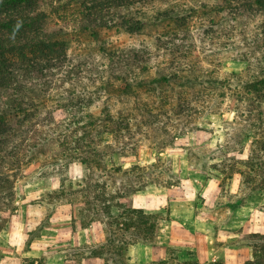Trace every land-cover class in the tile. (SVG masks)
Returning a JSON list of instances; mask_svg holds the SVG:
<instances>
[{"label": "rangeland", "instance_id": "obj_1", "mask_svg": "<svg viewBox=\"0 0 264 264\" xmlns=\"http://www.w3.org/2000/svg\"><path fill=\"white\" fill-rule=\"evenodd\" d=\"M3 1L0 231L93 222L56 264H264V0Z\"/></svg>", "mask_w": 264, "mask_h": 264}, {"label": "crops", "instance_id": "obj_2", "mask_svg": "<svg viewBox=\"0 0 264 264\" xmlns=\"http://www.w3.org/2000/svg\"><path fill=\"white\" fill-rule=\"evenodd\" d=\"M139 208L149 207L142 205ZM15 225L11 223L6 229L0 231V264H56L55 261L50 260L52 253H58V251L62 253L61 248L69 251L70 247L75 246L76 239L80 240L82 237L86 238L85 243L92 244L98 232H95L97 227L93 222L85 227L75 226L74 229L73 223L66 216L60 221H49L45 226L41 221H23L19 226ZM80 232H84L85 235ZM163 243L171 244V237L166 236ZM238 248L233 247L229 255L227 250H222L220 254L219 251L214 250L215 252L211 253V257H207L206 260L223 264H245L255 260L251 248H245L243 251H239ZM151 249H153L152 246L146 245L144 248H139L138 254L141 255L139 259L136 256L137 253L132 251L134 255H130L133 256L130 261H136V258L144 260L143 263L153 261ZM72 260L75 261V258ZM82 260L83 264H103L102 258L97 255L86 256Z\"/></svg>", "mask_w": 264, "mask_h": 264}, {"label": "trees", "instance_id": "obj_3", "mask_svg": "<svg viewBox=\"0 0 264 264\" xmlns=\"http://www.w3.org/2000/svg\"><path fill=\"white\" fill-rule=\"evenodd\" d=\"M8 0H4L3 2L4 3H6ZM134 211H135V209H134ZM136 211H138L139 213L141 212L140 210H136ZM257 252L258 253H261V252H263L264 253V247H259L258 249H257ZM250 262H247V263H245V264H249Z\"/></svg>", "mask_w": 264, "mask_h": 264}]
</instances>
